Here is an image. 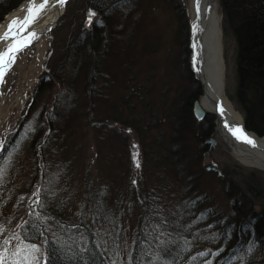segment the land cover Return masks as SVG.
<instances>
[{
    "label": "trees",
    "instance_id": "16d2710c",
    "mask_svg": "<svg viewBox=\"0 0 264 264\" xmlns=\"http://www.w3.org/2000/svg\"><path fill=\"white\" fill-rule=\"evenodd\" d=\"M24 1L0 0V23ZM220 2L225 31L236 44L237 102L248 129L264 136V0ZM146 11L143 0H90L77 10L78 16L85 14L84 26L72 30V40L55 67L48 63L52 73L41 76L0 152V255L4 264L15 261L8 248L14 236L28 244L45 239L44 264H115L98 227L108 221L102 227L120 241L124 225L112 210L100 205L98 194L85 196L90 211L84 202L79 205V214L87 213L90 219L78 215L73 225L70 211L72 207L78 210V200L67 184L77 173L72 151L79 143L95 141V147H100L108 141H132L131 131L140 138L148 178L157 180L146 189L144 217L135 220L138 230L128 264H264V208L255 202V190L264 189L261 176L250 171L247 187H233L227 175L207 171L204 164L215 116L199 121L194 113L202 87L191 67L188 12L180 7L174 12L178 31L173 42L178 54L171 66L176 67L177 92L174 97H163L162 115L153 110L154 98L145 88L151 75L141 79L139 69L133 67L136 58L150 48L138 53V45L145 47L141 29L151 24ZM72 15L70 10L69 18ZM161 40L154 39L147 46L156 48ZM57 84L60 87L52 99ZM125 109L129 120H125ZM162 127L165 130L160 132ZM149 133L160 136L150 140L156 141L152 147L147 146L150 141L142 142ZM110 146H106L107 153L97 149L98 163L106 161L104 167L115 161ZM25 156L27 166L22 165ZM125 165L116 160L113 168L123 170ZM92 169L86 166L84 182L93 193L94 183L88 180ZM206 176L218 178L220 185L215 188L230 197L229 208L222 214L212 211L206 196L204 200L197 196ZM171 200L178 205L165 219L160 215L164 201L168 206ZM12 202L14 209L23 208L25 214L16 210L8 215L3 209ZM155 229L161 231L160 236Z\"/></svg>",
    "mask_w": 264,
    "mask_h": 264
},
{
    "label": "rangeland",
    "instance_id": "374dc122",
    "mask_svg": "<svg viewBox=\"0 0 264 264\" xmlns=\"http://www.w3.org/2000/svg\"><path fill=\"white\" fill-rule=\"evenodd\" d=\"M71 1V3L69 2L67 4L66 12L57 25L58 27L62 24L59 31H54L57 28L56 27L49 35H47L46 41L42 46H33L32 48L25 50L18 59L17 64L13 67L1 85L2 93L5 97V103L2 107L3 110H0V151L9 134L13 132L18 125V121L22 118L26 107H28L30 99L32 98L39 83V79L43 75H49L52 73L49 70L48 63L51 62L52 67H55L57 59L64 56L65 47L72 40V30L77 31L79 26H84L85 14L78 16L77 10L84 6L85 2L88 3L90 0ZM143 7L148 10L145 14L147 15V20L151 21V24L145 29H141L143 32L142 35L145 47L143 48L138 45L137 47L140 49L138 53L143 52L147 47L150 48L143 54H140L138 59L136 58L134 62L136 66L133 67L139 69L138 75L141 76V79L142 77L144 78L151 75L150 81L152 80V83L148 81L145 88L149 93L148 95L154 98L153 110L160 112L163 115L164 111L162 109L165 107L162 103L163 97H174L177 92L175 82L176 67L171 66L173 57L178 54V45L174 46L173 42L177 41L175 40V34L178 31V21L174 18V12L177 7L185 9L188 12V4L187 0H171L170 2L164 0H143ZM221 9L222 8L220 6L222 14L224 58L226 62V94L234 107L241 112L245 121V113L236 98V91L238 88L236 75V44L232 36L225 31L224 14ZM70 10L73 11L71 18H69ZM158 38L163 40L160 41L161 43L158 44L156 48L153 44L151 46H147V44H149L152 40H158ZM174 49L177 51H174ZM117 70L120 71L119 64L117 65ZM59 87L60 85L57 84L52 99L55 98L56 91ZM201 87L202 89L199 93L200 99L204 94V87L202 84ZM18 98L19 101L15 103ZM112 111L114 110L111 109V111L107 112L106 116L110 115L108 113H111ZM2 112L3 116L1 115ZM124 114H126L125 120H129L128 117H130V114L126 109ZM208 115H214V113L208 112L207 116ZM214 119L215 132L209 137V139L212 137L216 142L215 145H212L210 142L206 141L207 150L204 158L205 166L220 169L222 173H219V175H227L231 179L233 187L235 185L243 188L247 187L249 185L248 180L250 179V171L259 174L264 184V170L246 165L234 156L231 150L226 146L225 142L220 139L216 117ZM125 129L127 131L130 130L129 127H125ZM164 130V127L160 128V132H163ZM131 133H133L131 135L133 136L132 141H108L100 144V147L98 145L95 147V141H83V144L79 143L76 146L75 151H72V161L75 160V162H73L75 168L74 170L77 171V173L76 176H74L67 184V188L74 191L72 195L75 197V200H78V204L76 206V209L78 208V210L74 212L72 207L70 211L74 214L72 215L74 217V221L72 222L73 225L78 223L75 221H78L79 216L84 217L87 220L90 219V217L87 216V213H84L85 215L79 214V205L84 202L83 207L85 206L86 201L84 199L85 196L89 194H98L99 196H102L100 205L104 206L108 210H112L114 216L118 218V221L121 220L124 228L120 241H117L114 236L109 235L102 227L105 223H109L108 221L101 222L98 227L102 242L105 240L108 244V248L113 255L112 260L115 264L129 263V258L131 256L130 249H132V246L134 245L133 243L136 238V230H138L135 229V220L138 217H144L147 203L145 198L146 189L150 190L148 186L157 180L156 178H148L149 168L145 165V156L142 153L143 150L140 146L141 144H139L140 138L136 133L132 131ZM145 138V141L144 139L142 140L143 143L153 140L154 138L159 139L160 136H158V133L156 136L155 134L149 133L145 136ZM155 142L156 141H150L147 146L152 147L155 145ZM110 143L112 146L109 148H111L114 153L115 161L112 164L107 162L108 166L104 167L106 161L102 164L98 163L100 158H97L99 155L97 149H105L107 153L106 146L110 145ZM24 158H27V160H24L22 165L27 166L29 162L28 156H25ZM116 160H122L124 161V164L126 163L123 170L120 167L116 170L113 168L116 166ZM148 161L150 160L148 159ZM86 166L93 168L88 177V180L92 184L94 183L95 186H92L91 188L96 190L93 193L89 187L85 186L84 178L86 175ZM117 171L119 172L115 173ZM244 172L245 175H243ZM21 177L24 184H27L25 182L26 177L24 175H21ZM203 182L205 186H202L203 190L200 189L197 196H202L203 200L206 196L207 200L212 203V211L214 209L217 210L218 213L222 214L229 208V205L227 204V202L230 203V197L228 198L229 195L224 191H220L218 188H215V186L220 185V180L215 178V176H206L204 177ZM101 188L104 190H100ZM255 191L258 194L255 201L256 205L258 204V206L264 208V189L260 190L257 188ZM189 197H192V195ZM165 203L166 202L164 201L165 210L160 215L167 219L170 217V213L174 212V208L178 205V202L171 200L167 202L168 206H166ZM197 204L200 205L199 202ZM14 206L15 204L12 202L3 210L8 215H11L16 210L19 211L20 215L25 211L23 208L14 209ZM85 210H91L89 205L85 206ZM13 217V215L8 217L6 221H11ZM92 226L94 227V225ZM156 226L160 227L158 225ZM154 231L156 232V235H161L160 230L155 229ZM107 237H113V241H109ZM114 241L117 245H114ZM44 246L45 239L41 242L38 241L36 243L28 244L24 242L21 236L12 237L9 240L8 248L11 249L13 254L17 251L20 253L19 255H14L15 261L12 264H44ZM33 248L38 249L39 251H31ZM261 251L263 252L264 249ZM25 257H27V259H25Z\"/></svg>",
    "mask_w": 264,
    "mask_h": 264
},
{
    "label": "bare ground",
    "instance_id": "6f19581e",
    "mask_svg": "<svg viewBox=\"0 0 264 264\" xmlns=\"http://www.w3.org/2000/svg\"><path fill=\"white\" fill-rule=\"evenodd\" d=\"M208 1L213 7L209 27L205 34L206 70L204 73L202 72L201 62H203V58L200 50L196 45H192L194 69L201 79H207L209 82V84L207 83L205 92L201 97L200 104L207 112H214L218 109L229 125H232L233 128H238L237 125L243 121V116L241 112L234 107L226 94V62L224 58L220 1L187 0L188 12L191 24H195L196 28L201 27V14L203 15L205 13ZM42 3H44V0H35L36 7H39ZM59 5V0H48L46 7L31 24H26L25 21L28 19V9L33 7V2L30 4L25 2L9 13L0 23V54L6 52L13 45L20 48L24 47L23 52L33 46H42L46 41V36L39 35L47 25L55 19L59 10ZM12 21H17V24L15 28L9 32V26ZM32 33H35V36H32ZM5 35H7V39H5ZM18 59L15 65L17 64ZM14 60L16 59L14 58ZM7 66H9V64ZM2 83L0 84V110H3L2 107L5 103V97L1 88ZM18 101L19 98L15 103ZM1 115L3 116V112ZM218 133L220 139L225 142L226 146L231 150L234 156L242 163L264 170V141H253L252 144L239 143L232 140L229 133L221 126H219Z\"/></svg>",
    "mask_w": 264,
    "mask_h": 264
},
{
    "label": "water",
    "instance_id": "95a60500",
    "mask_svg": "<svg viewBox=\"0 0 264 264\" xmlns=\"http://www.w3.org/2000/svg\"><path fill=\"white\" fill-rule=\"evenodd\" d=\"M71 0H67V2L63 5H59V10L58 13L55 17V19L53 20V22L49 23L47 25V27L40 33L39 36H46L47 34H49L51 31H53L58 23L60 22L61 18L63 17V15L66 12L67 9V4L70 2ZM220 1V0H219ZM26 3L30 4L33 2V0H27L25 1ZM24 2V3H25ZM221 5V2H219ZM212 7L213 5L208 1L206 8H205V13L202 15L201 14V27L196 28V25H192L190 24L191 30H190V48H191V64H192V69L195 73V77L201 82L202 86L204 87V92H205V88L207 83L209 84L207 79H201L195 69H194V65H193V44L197 46V48L200 50V53L202 55L203 58V62H201V66H202V72L204 73V71L206 70V64H205V49H206V45H205V34L206 31L208 30L209 27V23H210V18H211V11H212ZM190 16V15H189ZM190 23H191V19L189 17ZM195 28H194V27ZM198 35V36H196ZM24 47L21 48V50L12 53V55H14V58L16 60H13L11 63H9V66H7V68L4 70V75L2 78V81H0V84L4 81L5 77L9 74V72L11 71L12 67L15 65L17 59L21 56V54L23 53ZM194 113L196 115V117L199 120L204 119L207 116V111H205L201 104L200 101L197 100L194 103ZM212 113V112H211ZM215 117H216V123L218 125V129L219 126H221L226 132L229 133V136L231 137L232 140L237 141L239 143H245V144H249L247 142H245V140L242 138V136H246L248 139L253 141H259L262 140L264 141V137H261L260 135H258L255 131L248 129V127L245 124V121L243 119V121L241 123H239V125H237L238 128H233L232 125H229L228 122L225 120V118L221 115V113L219 112L218 109H216V111L213 112ZM236 129H240L241 132L240 133H236L234 134V131ZM242 133V136H241ZM208 142L212 143L213 145H215V139L211 138L208 140ZM252 144V143H251ZM207 169H211L210 166H207ZM214 170H217L219 173H221L220 169H216L214 168Z\"/></svg>",
    "mask_w": 264,
    "mask_h": 264
},
{
    "label": "snow or ice",
    "instance_id": "6c2138e0",
    "mask_svg": "<svg viewBox=\"0 0 264 264\" xmlns=\"http://www.w3.org/2000/svg\"><path fill=\"white\" fill-rule=\"evenodd\" d=\"M66 2L67 0H59V3L61 5L65 4ZM47 3H48V0H44V3L40 4L39 7H36L35 0H33V7L28 9V19L27 21H25V23L31 24L34 21V19L38 17L39 13L46 7ZM16 24H17V21H12L11 25L9 26V32H11L13 28H15ZM32 36H35V33H32ZM5 39H7V35H5ZM19 50H21L20 47L13 45L6 52H3V54H0V81H2L5 67L14 60V55H11V54ZM240 132H241L240 129H236L234 131V134L240 133ZM241 136H242V133H241ZM242 138L245 140V142L249 144L253 143L252 140L248 139L246 136H242ZM2 175H3V170L0 169V176ZM7 243L8 241H4V244H7ZM31 251L36 252L39 250L33 248ZM19 254H20L19 251L14 253V255H19ZM25 259H27V257H25ZM0 264H4V256L2 255H0Z\"/></svg>",
    "mask_w": 264,
    "mask_h": 264
}]
</instances>
